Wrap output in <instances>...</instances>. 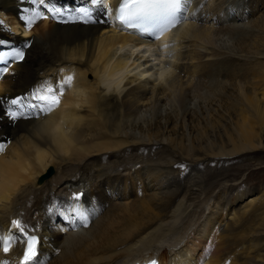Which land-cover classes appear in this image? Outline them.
I'll return each instance as SVG.
<instances>
[{"label":"bare ground","instance_id":"bare-ground-1","mask_svg":"<svg viewBox=\"0 0 264 264\" xmlns=\"http://www.w3.org/2000/svg\"><path fill=\"white\" fill-rule=\"evenodd\" d=\"M263 2L190 0L186 22L153 41L132 29L121 30L113 18L107 24L84 22L87 18L79 16L78 10L91 7L87 0H45L43 7L27 0H0V20L4 21L0 40L9 42L8 48L0 45L4 56L0 60V142L11 141L0 154V235L17 234L14 220L29 226L30 233L34 228L41 236L44 264H132L148 258H156L158 264H190L193 254L187 242H198L192 237L208 239L210 229L217 227L225 257L207 264H241L238 260L264 264V253L254 248L261 244L264 251V228L259 226L264 199L262 207L250 209L264 190L240 205H230L224 216L211 186L205 193L191 184L190 191L168 209L181 189L167 190V174L158 167L149 172L146 157L139 151L144 145L159 144L164 146L162 152L175 157L171 162L185 163L188 156L192 162L217 164L212 159L248 155L258 149L256 141L264 136V71L241 64L248 65L254 55L264 58V18L256 24L241 20ZM119 3L106 0L114 10ZM24 7H36L47 18L38 19L29 29L19 19ZM95 8L92 15L100 17L99 6ZM257 35L260 40L252 42ZM227 39L236 40L235 45L226 47ZM14 42L20 45L16 50L25 53L23 61L7 55ZM165 44L174 47L157 53ZM154 56L158 58L149 63ZM61 83L65 91L53 111L34 118L18 112L21 118L16 121L6 115L7 110H15L11 99L36 90L44 93ZM245 84L250 86L241 92ZM231 88L240 93H229ZM215 102H224V107L214 123L225 118L233 123L223 130L220 144L188 149L187 133L180 128L165 136L171 144L162 143V129L200 117L204 107ZM209 122L200 127L196 141L213 127ZM128 153L137 155L136 165L120 159ZM132 169L137 171L133 179H141L154 202L141 200L142 211L131 202L136 208L124 215L119 208L124 205L119 201L124 195L119 184L133 175ZM195 178L190 180L199 184ZM111 188L116 200L103 214ZM80 193L78 207L86 210L87 227L79 221L70 226L65 213ZM246 194L237 192L238 198ZM250 211L253 221L246 231L241 225L243 233H239ZM23 247L16 242L5 254L0 242V261L19 264Z\"/></svg>","mask_w":264,"mask_h":264},{"label":"rangeland","instance_id":"rangeland-1","mask_svg":"<svg viewBox=\"0 0 264 264\" xmlns=\"http://www.w3.org/2000/svg\"><path fill=\"white\" fill-rule=\"evenodd\" d=\"M87 2H89V0H87ZM252 7H253V5L251 6V8ZM250 10H252V9H250ZM58 11L59 10L55 11L56 15H58L57 14ZM234 14H235V12H233V15ZM260 17L264 18V2H263V4L259 5V8H255L254 10H252L251 13L248 14V17L244 20H241V22L247 23V21H249V23H251V24L252 23L256 24L257 23L256 21L261 19ZM243 18H245V17H243ZM243 18H241V19H243ZM251 21H253V22H251ZM263 34H264V31H263V33L261 32L262 36H264ZM257 36H259V35H257ZM257 38L253 37L252 42L254 41V43H257V41L260 40V36ZM227 40H228V42L227 41L225 42L226 47H229L228 45L233 46V44L235 45V43H236L235 42L236 40H234V39H227ZM233 42H235V43H233ZM8 46H9V43L4 44L5 48H8ZM19 46H20L19 43L14 42L12 44V48H9L8 50H9V52L10 51H19V50H16V48ZM0 51H2V50H0ZM249 55H251V54H249ZM254 56H255L254 60L250 61L248 63V65H242L241 64V66H254L256 69L264 71V58L259 57L260 56L259 55L258 58L256 59L257 55H254ZM245 80L246 79H241L240 82H244ZM253 80H254V78L249 80V81H253ZM236 81H239V80H236ZM231 82H234V81H231ZM241 85H243V83ZM249 86L250 85L245 84L244 86H242L240 91L245 92L246 89L249 88ZM256 92L258 93V91H256ZM229 93H233V94L237 93L238 94L240 92H239V90L236 91V88H231ZM223 107H224V102L223 103L215 102V103L209 105V107L208 106L206 108L204 107L205 113L202 114L200 117L194 118L192 120H186L185 123H183V121L178 122L179 124L177 123V125L171 124V125H169V127L162 129L164 134H165L162 137V143H165V145H166V143L171 144L172 143V142H170L171 140L166 139L167 135L169 133L170 134L174 133V131H176V129L180 128V131L184 130L185 133H187V136H186L187 140L184 142V144H185V147L188 149H191L193 147L198 148V146H197L198 144L201 145L200 147H202V149L210 148L208 146H216L218 143L220 144V142H222V141L219 139H221V137L224 136L223 130L224 129H225V131L227 129L229 130L230 127L232 128L231 125H233L232 121L228 118L220 120L219 124L214 123L217 114L222 111ZM199 108H198V110H199ZM204 109L202 111H204ZM206 121L207 122L212 121L211 125L213 127L210 126L209 129L207 130V133H206L207 138L204 135V137H203L204 140H202L203 139L202 138L198 142V140L196 141V139L200 137V135L198 136V134H200L199 133L200 127H202V125L205 124ZM180 125H181V127H180ZM210 129H211V131H210ZM188 139H190V140L188 141ZM258 140L259 141H256V145H258V149L254 150L251 153H248V155L243 154V155L235 156L233 158L224 156V157H217V158L212 159V160H216L217 164H213V163L208 164L209 161H207V160H203V162H202L203 164L197 163L195 161L192 162V159L189 160L188 156H184V158H186L185 159L186 164L183 162L177 163L176 160L171 162V160H174L175 157L171 156L170 153L167 152V150L165 152L164 151L162 152L164 146L163 145L161 146L159 144H158V146L154 145L155 147L151 146V145L150 146L144 145L139 149V151H140V154L141 153L143 154V155L142 154L141 155L144 158L146 157L145 158L147 161L146 168L147 169L150 168V169H148V171L154 170L155 167H158V169L162 170L161 172H164L165 175L167 174V178H168L167 184L168 183L170 184L169 187L167 185V187H168V188H166L167 190L172 189L174 191L175 189H181L180 191L178 190V192H177L178 196L176 195V197L171 202L168 203L169 204L168 209L173 208L180 201V199H182V196L184 197L185 194H187L193 186L194 187H196V186L202 187V189L205 191V193H207V191H208L207 186H211V191L215 194V195H213V198L215 199L216 197H219L220 203L224 208L223 212H224V216H225L227 209L230 207V205H232V206L240 205V204L244 203L249 196L255 197L256 195H258V193L260 191L264 190V136ZM191 141L193 142V144H191L192 143ZM188 144H191V145H188ZM131 152H135V151L131 150ZM130 153H128V155H125L126 157L122 156L120 159L123 161H126V160L133 161L135 163L134 159H137V155L136 154L132 155ZM127 156H128V158H127ZM132 157H134V158H132ZM238 157H240V158H238ZM235 158H236V160H235ZM181 159H183V158H181ZM186 160H188V161H186ZM136 164L137 163H135V165ZM147 169H143V172H144V170H147ZM130 172L133 173V175L132 174H131V176L128 175V179H126V181L125 180L122 181L121 184H119V190L121 193L124 194L123 197L119 201H121L125 205V206L120 205L121 207L119 206V208H123V210L120 209L122 211L120 213L124 214V215H125V212H129L130 210H132V208H134V205L136 207H138L141 204V202H140L141 200H143L144 203H147V204H149L150 202H151V204H153L152 202H154V201H151L150 196H149V198L147 197V195H149L150 193L147 191V189L145 188L144 185L142 186L143 182L141 181V179H138L140 181L137 182V180H136L137 177H135L137 171L132 169ZM194 176H196L197 179L196 178L195 179L199 181V184H195V182H194L195 180H193V179H191L192 181L190 180V177H194ZM133 178H136V179H133ZM221 185H225L224 187H226V189L221 190L220 189ZM111 189L109 190V192L106 196L109 200L107 202V206L105 207V209H104L105 212H103V214L106 213V210L108 211L112 207L113 202L116 200L115 199L116 198V192L113 189L112 190ZM241 191H244L247 194H246V196L243 195L242 197L238 198L237 192H241ZM165 192H169V191H165ZM248 193H250V195ZM163 194H164V192H163ZM259 199H260V201H258ZM263 199H264V196L258 197L257 201H254L252 203L250 209H253L255 207L256 208L262 207V205L264 207ZM261 200L263 202H261ZM138 201L140 203H138ZM91 202L94 203V200H92ZM131 202L134 204L133 206L131 205ZM212 202H213V200H212ZM260 202L262 205H260ZM130 205H131V208L129 207ZM140 207L141 206H139V209L136 208V210L142 211V207L141 208ZM125 208H127V210L129 208V210L127 211ZM97 213L99 215H97V214L96 215H97V217H99L101 215V212H97ZM263 216H264V214H262V216H261L262 217L260 219L261 221L259 220V223L261 224L259 226L262 228H264V217ZM252 221H253V212L250 211L249 214L246 217H244V219L242 220V222L239 226V233H243V231H246L248 229V227L251 225ZM241 225L244 227L243 231L241 230ZM217 229H218L217 227H213L210 229L208 239L202 240V239H195V237H192L191 240H196L198 242L197 243H193L191 241L187 242L188 245L186 247L190 248L191 253L193 254L192 255L193 261H191L190 264H207L208 260H210V259L216 260L221 256L225 257L224 253L226 252V249L224 248V246H223V250H221V248H220V246H221V241L219 238L220 234H219V231H217ZM260 245H256L254 248L256 249V252L264 253V251L260 250V248H261ZM214 246H217V248L215 249ZM213 251H214V253H213ZM253 254L254 253H252V255ZM238 263H241V264H248V263L261 264V262L242 261V260H238Z\"/></svg>","mask_w":264,"mask_h":264},{"label":"snow or ice","instance_id":"snow-or-ice-1","mask_svg":"<svg viewBox=\"0 0 264 264\" xmlns=\"http://www.w3.org/2000/svg\"><path fill=\"white\" fill-rule=\"evenodd\" d=\"M32 6L43 7L45 0H27ZM91 7H83L78 10V15L85 17L84 22H97L107 24L109 18H113L117 23V26L121 30H134L135 34L146 35L153 41L160 40L165 33L177 28L187 20V9L190 6V0H120L119 5L115 8H110L106 4V0H89ZM99 6L102 15L100 17H94L92 12L96 11L95 6ZM75 11V10H74ZM47 18L43 12L39 11L36 7L29 8L24 7L20 10L19 19L24 22L25 27L31 29L38 19ZM4 24V21L0 20V26ZM9 42L0 40V45L7 44ZM29 41L25 42L28 46ZM174 47V45H162L157 50V53H162L164 49ZM8 56L23 61L25 53L23 50L10 51ZM172 54L169 53V57ZM158 57L154 56L149 63H154ZM4 56L0 55V60H3ZM7 71V67L3 69ZM72 77H68L67 81L70 84ZM65 91V84L61 83L58 88L48 87L44 93L39 90L33 91L30 95H22L10 100V104L15 106V110L9 109L6 111V115L12 121H16L21 118L17 115L18 112L24 115V118L38 117L40 114H46L58 108L61 103V98ZM27 110V111H25ZM30 114V115H29ZM11 141L0 142V154H3L7 148V144ZM83 193L75 194L73 197V203L65 209V213L68 214V223L70 226L74 225L76 221H79L82 226L87 227L88 215L86 210L81 206L78 207V202ZM12 225L17 229V234H10L5 237L0 235V242L3 243V251L5 254L12 251L13 244L16 242L22 243L25 248L23 251L22 259L19 264H44L42 260V253L40 251L41 242L40 239L30 234L29 226L22 224L21 220L12 221ZM67 230V229H62ZM31 231H35L34 228ZM0 264H9V261H0ZM150 264H158V261L152 260Z\"/></svg>","mask_w":264,"mask_h":264},{"label":"water","instance_id":"water-1","mask_svg":"<svg viewBox=\"0 0 264 264\" xmlns=\"http://www.w3.org/2000/svg\"><path fill=\"white\" fill-rule=\"evenodd\" d=\"M51 172H52V170H51L49 173H47V175H46V176H49V175L51 174Z\"/></svg>","mask_w":264,"mask_h":264}]
</instances>
